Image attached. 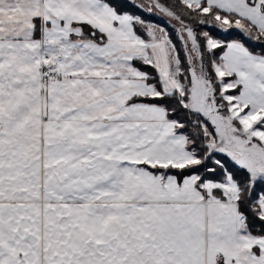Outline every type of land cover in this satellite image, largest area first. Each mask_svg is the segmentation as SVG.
Listing matches in <instances>:
<instances>
[{"label":"snow or ice","instance_id":"6c2138e0","mask_svg":"<svg viewBox=\"0 0 264 264\" xmlns=\"http://www.w3.org/2000/svg\"><path fill=\"white\" fill-rule=\"evenodd\" d=\"M0 264H264V0H0Z\"/></svg>","mask_w":264,"mask_h":264},{"label":"trees","instance_id":"16d2710c","mask_svg":"<svg viewBox=\"0 0 264 264\" xmlns=\"http://www.w3.org/2000/svg\"><path fill=\"white\" fill-rule=\"evenodd\" d=\"M144 15H145V17H147V16H148V14H147V13H145Z\"/></svg>","mask_w":264,"mask_h":264}]
</instances>
